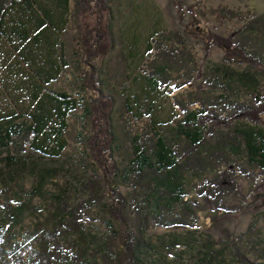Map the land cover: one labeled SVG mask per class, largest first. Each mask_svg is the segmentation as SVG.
Masks as SVG:
<instances>
[{
	"label": "rangeland",
	"instance_id": "374dc122",
	"mask_svg": "<svg viewBox=\"0 0 264 264\" xmlns=\"http://www.w3.org/2000/svg\"><path fill=\"white\" fill-rule=\"evenodd\" d=\"M178 3L183 12L176 7ZM111 7L115 47L106 58L85 63L76 55L74 26L71 24L63 35L68 66L51 88L78 101V107L66 115L67 146L58 154L49 146L42 151L35 145L22 149L16 141L18 128L25 129L29 120L26 113L9 108V97L3 94L0 60V197L3 205L19 208L0 215V235L6 247L8 242L13 245L26 241L27 234L49 215V199L61 188L70 193L72 204L86 202L84 184L99 173L84 145L90 134L84 105L97 96L111 97L115 103L111 117L116 139L113 159L120 178L101 202L84 205L79 219L82 229L60 233L57 245L50 244L46 258L34 264H88L94 257L100 264L103 244L120 232V222L112 214L118 206L116 196L129 204L125 211L130 217L136 210L137 197L138 201L145 199L148 212L159 211L155 202L158 190L152 187L144 193L132 181L134 164L148 138L181 144L187 134L203 130L197 152L207 154L216 147L222 133L250 128L264 132V116L256 127L241 119L230 121L227 116L233 102L262 98L264 74L257 67L226 63L217 48L205 56L201 42L208 31L227 37L258 22L247 34L255 49L263 50L264 57V0H112ZM222 10L238 17L220 18ZM176 34L181 35L182 42ZM163 51L171 52L169 62L159 57ZM159 65L165 67L171 79L155 87ZM90 70L96 77L92 82L96 90L83 86L82 78ZM244 76H255L257 84L242 86L239 80ZM228 152L238 189L246 200L238 203L227 199L216 204L201 197L198 190L202 180L188 172L184 183L188 199L195 203V226L151 227L144 246L137 251L139 264H241L238 255L264 264V170L247 166L244 155ZM40 174L46 176L42 183ZM223 203L241 208L220 210ZM177 211L174 206L172 213ZM53 227L61 228L52 222ZM32 250L38 251L37 247ZM24 255L27 262L34 254L26 250Z\"/></svg>",
	"mask_w": 264,
	"mask_h": 264
},
{
	"label": "trees",
	"instance_id": "16d2710c",
	"mask_svg": "<svg viewBox=\"0 0 264 264\" xmlns=\"http://www.w3.org/2000/svg\"><path fill=\"white\" fill-rule=\"evenodd\" d=\"M111 4L112 0H0L3 94L9 97V108L17 113H26L29 120V125L25 129L18 128L16 133V141L22 149L27 145H35L42 151L49 146L58 154L66 148V115L78 107V101L51 88L68 66L66 44L62 38L72 24L77 32L76 55L87 64L106 58L115 47ZM176 7L180 12L184 11L182 4L178 3ZM218 17L232 19L237 18L238 14L222 10ZM256 23L251 22L227 37L208 31L201 39L205 56L208 57L211 50L217 48L223 52L226 63L257 67L256 70L264 74L263 50L255 49L247 34ZM175 37L183 41L181 35L176 34ZM151 49L148 47V51ZM159 57L165 63L169 62L171 52L163 51ZM157 74L159 79L153 81L155 87L171 79L162 65H159ZM94 79V72L85 74L82 78L84 88L96 90L92 83ZM239 81L242 86L250 88L257 84L255 76H244ZM230 105H233L231 113L227 115L230 121L241 119L254 127L262 124L264 95L253 102H233ZM114 106V100L108 96H97L84 105V119L90 130L84 145L99 173L84 184L86 202L72 204L70 193L66 188H61L49 199V215L36 224L34 231L27 234L25 242L13 245L8 242L6 247L0 235V264H34L40 258L45 259L49 245H57L60 233L82 229L79 219L84 205L93 201L101 202L102 198L111 194L113 184L121 176L113 159L116 139L111 117ZM204 114L201 112V115ZM203 134V130L199 129L187 134L182 145L161 138H148L144 142L143 150L134 164L132 181L139 186V191L144 192L152 187L158 190L155 202L159 211L148 212L145 199L138 201L137 197L134 200V216L130 217L125 211L129 204L122 197L116 196L118 206L113 208L112 214L120 222V232L103 244L100 264H139L137 251L144 246L145 236L153 226H195L198 220L195 203L188 199L184 183L188 172L195 175L198 181L202 180L198 190L201 197L214 200L216 204L227 199L238 203L246 200L244 193L238 189L237 173L229 163L228 151L232 150L237 156L244 155L247 166L264 170V132L250 128L243 132L234 130L222 133L216 147L207 154L197 152ZM45 179L44 174L39 175L40 183ZM174 206L178 211L173 214ZM219 208L236 211L241 207L223 203ZM11 209L19 208L9 203L3 205L0 197V215ZM52 222L61 228H50ZM119 244L122 248H119ZM33 247H37L38 251L32 250ZM114 248L118 252H114ZM26 250L34 254L27 262L24 255ZM238 257L241 264H261L243 255ZM87 263L99 264L95 257Z\"/></svg>",
	"mask_w": 264,
	"mask_h": 264
}]
</instances>
